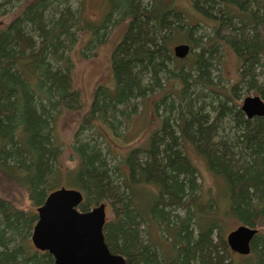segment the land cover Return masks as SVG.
<instances>
[{
    "label": "trees",
    "instance_id": "obj_1",
    "mask_svg": "<svg viewBox=\"0 0 264 264\" xmlns=\"http://www.w3.org/2000/svg\"><path fill=\"white\" fill-rule=\"evenodd\" d=\"M177 1L107 0L103 22L85 25L72 0L0 1V9L19 3L10 16L0 13L9 17L0 25V178L31 204L16 206L0 185V264H54L31 235L37 208L62 186L83 192L80 210L106 203V242L128 264H264V116L248 118L239 103L248 91L264 99V0H190L198 17ZM121 19L128 27L112 55L113 82L97 85L83 110L71 55L78 32H90L86 56ZM178 42L191 46L185 58L173 52ZM226 48L240 65L225 88L213 72ZM138 104L159 126L147 146L116 152L122 157L113 162L109 131L129 142ZM65 111L82 112L70 144L73 167L56 135ZM189 147L222 194L204 195ZM227 218L258 229L240 259L226 240Z\"/></svg>",
    "mask_w": 264,
    "mask_h": 264
},
{
    "label": "rangeland",
    "instance_id": "obj_2",
    "mask_svg": "<svg viewBox=\"0 0 264 264\" xmlns=\"http://www.w3.org/2000/svg\"><path fill=\"white\" fill-rule=\"evenodd\" d=\"M18 5L19 3H16L14 5L3 7L0 9V13L5 12L3 10H6V12L8 13L7 15H9L11 12H14L17 9ZM72 5L75 9H78L79 14L81 16V20L84 22L83 25H85L86 22H94L101 24L109 11L107 0H72ZM176 6L180 9H183L184 11L187 10V13H189L193 17L199 16L198 13L193 10L194 8H192L190 0H178L176 2ZM8 19L9 17L6 16L0 17V25L4 24ZM116 22L117 23L115 25H111V23L108 24V32L105 41L102 44H100L94 49L85 50L87 54L86 56L82 55L81 50L85 48L86 43L90 39V32L88 30H80L78 32V42L74 45L71 51V55L75 63L73 72L74 84L75 87L82 92L84 104L83 110H86L90 102L92 101L93 93L97 85L101 83H107L111 85L113 82L111 68L112 55L114 49L122 39L128 27V21L126 19H121ZM203 27L207 31H210V26L206 25V23H203ZM221 61L222 62L219 63L217 69L213 72V80L220 87L226 88L231 82H234L238 79L240 62L233 50L229 48H226L223 52ZM219 76H222V79L224 78L225 80H220L218 78ZM259 81L260 83H264V68L260 71ZM253 95H256L254 91H248L246 93H243L242 97L239 99V103L241 104V106L243 104V100L247 96ZM147 107L138 104L137 113L128 125V127H130L128 133H130V135L132 136L129 139V142L115 138L114 136H112V132L109 131L110 134H108V139L109 144H111L110 148L113 151L110 157L112 158L113 162H117L122 157L120 155L126 154L128 150L132 147L139 146L141 144L143 146L148 145L150 141V136L152 135L153 131L159 126V122L158 120L153 119V115L151 112L148 111V109H146ZM81 115L82 112L65 111L60 115L59 120L57 122L56 135L58 141L64 148V164L67 167H73L75 165V163H73V161L69 159L70 144L73 140L76 129L80 123ZM125 125L123 126L125 127ZM99 128H102L104 132H107L108 130V127L103 124H99ZM86 134L87 132H84L82 135L86 136ZM96 140H98L100 144L105 147L106 143L102 142L100 137H98ZM116 152H120L121 154L114 155ZM188 153L190 154L191 158L198 167L199 181L204 187L202 192L204 193L205 191L204 195H206L207 190L211 189V191H214V196L217 197V195L222 192L223 185L220 181L217 182L218 179H216L213 173L208 169L205 161L190 147L188 149ZM0 185L2 186L1 188L6 191V196L13 198V196L16 195L14 190V195L9 191L11 185L9 186L8 181L0 178ZM11 200L14 201V204L16 206L22 209L31 208V204L26 196L22 197V200H20L18 196H15V198ZM111 217L112 216L110 214H107V219H110ZM238 225L239 223L234 218H227V228L225 233L226 237L227 234L231 230L236 228ZM155 235L156 241L159 242L161 245H163L164 247L169 245L166 240L158 236L157 233ZM234 258L240 259L238 253H234Z\"/></svg>",
    "mask_w": 264,
    "mask_h": 264
},
{
    "label": "water",
    "instance_id": "obj_3",
    "mask_svg": "<svg viewBox=\"0 0 264 264\" xmlns=\"http://www.w3.org/2000/svg\"><path fill=\"white\" fill-rule=\"evenodd\" d=\"M191 51L189 43L173 46L175 56L185 58ZM248 118L264 116V99L259 95L247 96L241 106ZM84 194L76 188L62 186L50 192L37 208L38 219L31 240L41 251H48L54 264H128L124 255L109 248L104 234L107 220L106 203L80 210ZM258 229L238 225L227 234L232 251L247 255Z\"/></svg>",
    "mask_w": 264,
    "mask_h": 264
}]
</instances>
